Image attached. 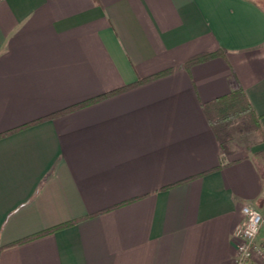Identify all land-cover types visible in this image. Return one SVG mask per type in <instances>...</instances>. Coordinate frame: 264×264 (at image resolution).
<instances>
[{"label": "crops", "instance_id": "1", "mask_svg": "<svg viewBox=\"0 0 264 264\" xmlns=\"http://www.w3.org/2000/svg\"><path fill=\"white\" fill-rule=\"evenodd\" d=\"M238 88L257 128L224 152L203 104ZM245 204L264 0H0V264H234Z\"/></svg>", "mask_w": 264, "mask_h": 264}, {"label": "trees", "instance_id": "2", "mask_svg": "<svg viewBox=\"0 0 264 264\" xmlns=\"http://www.w3.org/2000/svg\"><path fill=\"white\" fill-rule=\"evenodd\" d=\"M218 54H219L218 52H213V53H202L199 55H195L187 60L186 66H189V65H192L198 62L206 61ZM169 71L170 70L161 71L150 77L139 79L137 82L128 85V87L163 76L169 73ZM67 110L69 109H66L64 111H67ZM203 111L205 115L207 116V119L211 123L213 129L215 130L217 138L221 144V148L223 149L224 152H227L228 146H229V140H231V132L228 129L232 125H234L239 118L247 119L251 127H253V130L257 128V121L255 118V115L252 113V108L247 99V96L244 90L241 88L233 90L230 93L224 96H221L209 103L203 104ZM48 117H45V118H48ZM69 224L71 223H64L62 225H58L53 228L46 229L44 231H41L40 233L26 237L18 241L17 243L30 241L39 236L51 233L59 228H63Z\"/></svg>", "mask_w": 264, "mask_h": 264}, {"label": "built area", "instance_id": "3", "mask_svg": "<svg viewBox=\"0 0 264 264\" xmlns=\"http://www.w3.org/2000/svg\"><path fill=\"white\" fill-rule=\"evenodd\" d=\"M241 212L242 224L234 234V264H254L255 258L264 263V246L257 241L264 217L259 210L247 204L242 206Z\"/></svg>", "mask_w": 264, "mask_h": 264}, {"label": "rangeland", "instance_id": "4", "mask_svg": "<svg viewBox=\"0 0 264 264\" xmlns=\"http://www.w3.org/2000/svg\"><path fill=\"white\" fill-rule=\"evenodd\" d=\"M228 130L231 132V140H233L232 145L239 146L241 148L247 146V138L251 137L253 133V127L249 124L247 119L239 118L234 125H232Z\"/></svg>", "mask_w": 264, "mask_h": 264}]
</instances>
